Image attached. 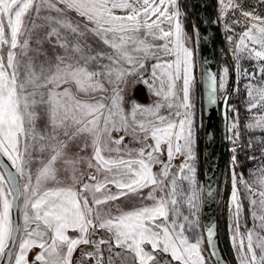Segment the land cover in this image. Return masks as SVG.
<instances>
[{
    "label": "snow or ice",
    "instance_id": "snow-or-ice-1",
    "mask_svg": "<svg viewBox=\"0 0 264 264\" xmlns=\"http://www.w3.org/2000/svg\"><path fill=\"white\" fill-rule=\"evenodd\" d=\"M219 3L225 31L242 23L227 24L230 10L243 17L246 30L238 39L227 37L234 44L233 72L237 84L246 80V110H260L245 127L264 132V17L245 11L239 0ZM71 12L81 19L74 23ZM182 19L178 0H0V157L7 158L0 168V264H78L74 253L81 246L91 250L81 253L79 264H114L117 258L126 264L129 255L132 264H152L156 252L177 264H207L204 239L192 241L185 234L199 224L204 186L197 182L193 100L197 47L192 45L200 37L189 36ZM89 38L111 51H97ZM243 60L250 68L242 67ZM229 76V67L216 72L201 61L205 105H223L225 120L233 114L226 129L233 143L232 244L239 264H264V138L246 145V150L255 143L261 147L259 157H248L260 165L245 179L235 171L244 145L239 109L229 105ZM141 83L158 99L147 106L131 100L126 109L125 94ZM126 137L141 147L130 148ZM89 149L91 155H84ZM165 151L167 161L161 159ZM177 155L184 161L173 173ZM84 163L95 174H78ZM58 165L71 172L70 184L58 178ZM238 185L248 194L254 222L246 232ZM149 187L151 205L116 215L103 208ZM100 231L110 238L93 239ZM206 231L209 256L215 257L214 227ZM33 249L39 251L30 262Z\"/></svg>",
    "mask_w": 264,
    "mask_h": 264
},
{
    "label": "rangeland",
    "instance_id": "rangeland-1",
    "mask_svg": "<svg viewBox=\"0 0 264 264\" xmlns=\"http://www.w3.org/2000/svg\"><path fill=\"white\" fill-rule=\"evenodd\" d=\"M179 8H180V3L178 0ZM181 13L183 14V19L182 23L185 27V30L189 36L195 37L197 33L195 32V26L194 22L192 24V28L189 29L187 26L185 19H184V12L181 10ZM117 14H120L119 12ZM69 18L73 20L74 23L78 22L81 18L77 16L76 13L71 12L69 13ZM165 30H168L169 26L167 24L163 25ZM229 35H225L220 38V51L218 52V61H219V71H221L225 66L229 67L230 69V76L228 80V85L231 83L233 80V88L232 92L230 94V106H235L239 109V132H240V143L244 145V147H240L238 149V155H240L243 159L246 160L247 163V168L246 172L243 173L242 168H241V163L239 160H237V166L235 168V171L237 174H243L245 179H251L250 177V172L254 171L257 169V167L260 165V160L257 159L256 161L249 160L248 157L255 155L257 157L260 156V144L255 143V147L252 150H246V145L248 141H253L256 142L260 138H264V132H261L259 129H247L245 125L249 122L250 117L252 115L258 114L260 110H253L252 113H249L246 110V92L244 89V84L246 83V80L240 79L239 84H237V77L235 73L233 72V66L235 64V58L233 55V48L234 44H230L228 42V37ZM238 39V38H236ZM89 43L93 45L94 48H96L97 51L101 50L103 48L106 51H111V49L107 48V46L100 45L97 47L95 44L94 40L92 38H89ZM158 43H163V41H159ZM194 47H197V65L195 69V77L197 80V87L193 96V100L195 103V113H196V128H195V133H196V139H197V145H196V155H197V182L200 185H203V174H202V167H203V150H204V138H203V113H202V100H201V87H200V81H201V69H200V57H199V42L198 45L194 43ZM155 61H149L148 62V68L150 70L151 68V63H154ZM251 62L247 60L242 61V67L243 68H250ZM150 74V73H149ZM237 88H239V91L237 92ZM126 95V103H125V108L127 109L129 106V102L131 100H134L138 102L141 105H150L154 101H156L158 98L148 90L147 86L144 84H138L134 89L129 88L128 92L125 94ZM161 114L167 115V110L162 109ZM232 113H228L229 119L227 120V127L230 126L231 123V117ZM118 135H124L123 132L121 133H113L114 138L118 137ZM199 135H201L200 141H199ZM230 135V133H229ZM149 144L152 143L151 140L148 141ZM82 144V142H81ZM124 144H127L130 148L137 149L141 147V145L137 144L136 142L132 141L130 137H126ZM233 148V143L228 139V152L230 153L229 155H224V160H223V173H224V179H222V182L220 185L222 187L219 190V195H218V205H217V218H218V228H219V233H220V241L222 248L228 258V261L230 264H239L238 259H237V254H236V249L233 247L232 244V227L234 224V212H235V206L234 202L232 200V191H233V186H232V177H231V171L230 169L232 168L231 164V157L233 155V152L231 149ZM86 156L91 155V149H89L86 153H84ZM6 158V157H5ZM7 159V158H6ZM161 159L164 161H167V154L166 151L165 153L161 156ZM184 157L177 155L175 159L172 161V172L176 173L179 171L180 165L183 163ZM252 162V163H251ZM39 167V165H33V173H35L36 169ZM58 167H61V172L59 174V179L62 181H65L66 183H71L70 179H68L71 176V172H64L62 165H58ZM153 171L158 173L160 171V166L155 165L153 167ZM78 174H82L85 178L88 177L89 175L95 174V169L94 168H89L87 166V163H84L79 166V172ZM227 176L229 177L230 184H229V189H230V197L229 200L225 199V193H226V187H225V182ZM26 179V178H25ZM102 179V177H101ZM24 180L21 181L23 183ZM51 186V185H50ZM185 189H187V182H184L182 185ZM112 193H116V189L114 186H110ZM239 192L241 193L240 199L243 205V212H242V217H241V231L246 232L247 229L253 228L254 222L251 218V206L249 204L248 200V194L245 191V188L243 185H238ZM151 191V187L143 189L139 192V194H129L126 197H121L117 201H110L107 204L103 206L105 211H111L113 215L118 214L121 211H130L133 210L137 207L145 206V205H151L153 203L152 200L147 199L149 192ZM84 195H87L89 198V202L91 203L92 200V194L90 192L84 193ZM100 194H98L99 196ZM157 197L162 195L161 193L157 192L156 193ZM202 199V198H201ZM201 205L202 202L200 203L199 206V215L197 217L199 224L195 228L194 231L191 232H186L185 234L189 236V238L194 241L198 236L202 237L203 236V231H202V226H201ZM185 215H187V210L182 209ZM258 231V229H257ZM101 233L104 234V237L106 239H109L111 234L106 232V231H101ZM70 235H75V233L69 232ZM261 235H264V233H261ZM239 241L237 240V243ZM148 250H150V246H147ZM202 248L204 249V255L207 260V264H213L211 258L209 257V254L207 252L205 240L204 243L202 244ZM39 251V249H33L29 252L28 254V259L31 262L34 257L36 252ZM107 255V253H106ZM157 259L152 262V264H177V262L171 260V256L169 254H165L163 252H156L155 253ZM114 264H122V261L120 259H116L114 261ZM126 264H132V257L129 255V258L126 262Z\"/></svg>",
    "mask_w": 264,
    "mask_h": 264
},
{
    "label": "water",
    "instance_id": "water-1",
    "mask_svg": "<svg viewBox=\"0 0 264 264\" xmlns=\"http://www.w3.org/2000/svg\"><path fill=\"white\" fill-rule=\"evenodd\" d=\"M191 13L196 29H198L199 39V57L200 69L201 61L206 59L213 71L219 72L218 54L214 48L215 36L221 38L219 24L214 9V0H190ZM201 71V70H200ZM201 87L202 113H203V186L201 205V226L203 236L207 246V227H214V243L217 246V254L211 257L213 264H230L222 248L220 233L218 228L217 205L220 190L219 159L226 155L227 151V120L223 118V105L206 106ZM233 88V80L228 86V95L230 96ZM7 162L5 157H0V168H3ZM212 195L209 196L208 192Z\"/></svg>",
    "mask_w": 264,
    "mask_h": 264
},
{
    "label": "built area",
    "instance_id": "built-area-1",
    "mask_svg": "<svg viewBox=\"0 0 264 264\" xmlns=\"http://www.w3.org/2000/svg\"><path fill=\"white\" fill-rule=\"evenodd\" d=\"M233 2L235 3L236 0H233ZM239 2L241 4H243V9L245 11H253L255 10L257 15H260L261 17H264V3H259V0H239ZM225 3H228V0H225ZM214 9H215V13H216V17L217 20H219V30H220V34L221 37L227 35H233L235 38H239L240 34H242L245 30V24L243 23V17L241 16L240 12H232L231 10L228 12L226 20H227V24L231 25L232 24V20L236 19L238 21H242V23L240 24H236V25H232V31L227 32L225 31V20H221L220 18V3L219 0H214ZM249 25L252 23H256V21H252L249 20L247 22Z\"/></svg>",
    "mask_w": 264,
    "mask_h": 264
},
{
    "label": "trees",
    "instance_id": "trees-1",
    "mask_svg": "<svg viewBox=\"0 0 264 264\" xmlns=\"http://www.w3.org/2000/svg\"><path fill=\"white\" fill-rule=\"evenodd\" d=\"M179 3L181 5L180 6L181 10H183V12L185 14L184 15L185 22H186L187 26L189 27V29H191L192 28V24H193V16H192V13H191L190 0H179ZM230 100L231 99L229 97V103L231 102ZM228 135H229V133L227 132V136ZM200 138H201V135H199V141H200ZM227 146H228V140H227ZM229 154L230 153L228 152V149H227L226 155H229ZM237 160L240 161L242 171H243V173H245L246 172V168H247L246 160L243 159L240 155H238Z\"/></svg>",
    "mask_w": 264,
    "mask_h": 264
},
{
    "label": "bare ground",
    "instance_id": "bare-ground-1",
    "mask_svg": "<svg viewBox=\"0 0 264 264\" xmlns=\"http://www.w3.org/2000/svg\"><path fill=\"white\" fill-rule=\"evenodd\" d=\"M220 39L218 38V36H215V41H214V48H215V51H216V54H218V52L220 51ZM223 160H224V157L223 156H220V159H219V174H220V184L222 182V179H224V173H223ZM229 184H230V180H229V177L227 176L226 178V182H225V187H226V193H225V199L229 200V197H230V189H229ZM222 187V185H220V188Z\"/></svg>",
    "mask_w": 264,
    "mask_h": 264
},
{
    "label": "flooded vegetation",
    "instance_id": "flooded-vegetation-1",
    "mask_svg": "<svg viewBox=\"0 0 264 264\" xmlns=\"http://www.w3.org/2000/svg\"><path fill=\"white\" fill-rule=\"evenodd\" d=\"M101 238L106 239V237H104V234L101 233V231L98 232V233L93 237V239H97V240H98V239H101ZM90 250H91V249H90L88 246H81L80 249H79L77 252L74 253V258H75V260L78 262V264H79V262H80L81 253H82L83 251H90ZM83 264H91V262L85 260V261L83 262Z\"/></svg>",
    "mask_w": 264,
    "mask_h": 264
}]
</instances>
